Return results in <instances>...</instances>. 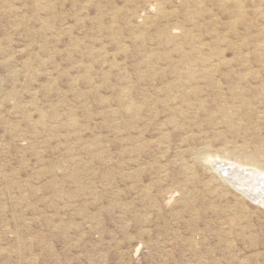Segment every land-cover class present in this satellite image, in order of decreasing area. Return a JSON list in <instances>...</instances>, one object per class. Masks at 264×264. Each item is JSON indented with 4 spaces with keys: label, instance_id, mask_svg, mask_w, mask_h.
<instances>
[{
    "label": "rangeland",
    "instance_id": "rangeland-1",
    "mask_svg": "<svg viewBox=\"0 0 264 264\" xmlns=\"http://www.w3.org/2000/svg\"><path fill=\"white\" fill-rule=\"evenodd\" d=\"M263 77L264 0H0V264H264Z\"/></svg>",
    "mask_w": 264,
    "mask_h": 264
},
{
    "label": "bare ground",
    "instance_id": "bare-ground-1",
    "mask_svg": "<svg viewBox=\"0 0 264 264\" xmlns=\"http://www.w3.org/2000/svg\"><path fill=\"white\" fill-rule=\"evenodd\" d=\"M227 1V0H226ZM240 11V10H238ZM203 46V45H202ZM200 47V46H199ZM203 48V47H201ZM19 53V52H18ZM152 55V54H151ZM246 55V54H245ZM29 56V55H27ZM222 61V60H221ZM28 62V61H27ZM217 62V61H216ZM215 63V62H214ZM16 68V67H15ZM207 68V67H206ZM216 69V68H215ZM214 70V69H213ZM28 74V73H27ZM264 78V77H263ZM11 96V95H10ZM171 107V106H170ZM239 110V109H238ZM251 110V109H250ZM261 110V109H260ZM42 115V114H41ZM239 120H237L236 122H238ZM35 123V122H34ZM234 125V124H233ZM241 155V154H240ZM227 156V155H226ZM227 165V164H224ZM232 168H230V166ZM229 168L227 171H225V177L224 179L229 181L232 185L234 186H241L240 187V191L242 190L241 193H243L244 196L247 197V199H249L251 202L256 203L258 205H264V174L259 173V172H255V170H250V169H243L244 168V164L239 165V167L233 165V164H228ZM224 167V166H223ZM258 168H260L259 166H257ZM227 168V167H226ZM221 170V169H220ZM258 171V169H257ZM222 173V172H221ZM224 174V173H223ZM222 174V175H223ZM247 186V189L249 188V190L251 191L250 193L249 190L248 192H246L247 189H245V191L243 189H241L242 187ZM238 188V187H237ZM238 190V189H237ZM239 191V192H240Z\"/></svg>",
    "mask_w": 264,
    "mask_h": 264
}]
</instances>
